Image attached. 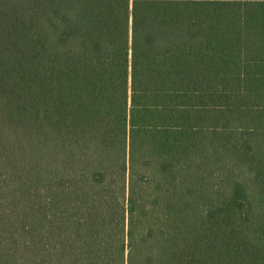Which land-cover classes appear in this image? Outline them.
<instances>
[{
  "label": "trees",
  "instance_id": "trees-1",
  "mask_svg": "<svg viewBox=\"0 0 264 264\" xmlns=\"http://www.w3.org/2000/svg\"><path fill=\"white\" fill-rule=\"evenodd\" d=\"M0 264H264V0H0Z\"/></svg>",
  "mask_w": 264,
  "mask_h": 264
}]
</instances>
